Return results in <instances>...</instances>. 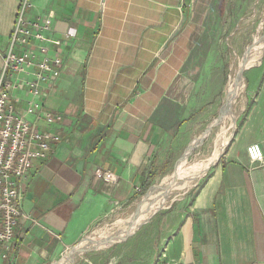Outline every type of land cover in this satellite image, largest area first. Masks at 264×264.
I'll return each instance as SVG.
<instances>
[{
	"label": "crops",
	"instance_id": "obj_1",
	"mask_svg": "<svg viewBox=\"0 0 264 264\" xmlns=\"http://www.w3.org/2000/svg\"><path fill=\"white\" fill-rule=\"evenodd\" d=\"M29 1V19L53 16L47 46L63 66L42 102L60 119L39 124L60 139L32 161L22 201L30 217L0 264H52L72 252L167 170L214 114L203 98L215 94L199 88L188 66L215 0ZM22 2L0 0V74ZM257 49L242 59L245 87L225 150L197 187L151 220L155 233L131 264H264V158L251 162L246 151L258 143L264 155V42ZM11 99L23 113L25 91ZM98 169L116 181L98 178Z\"/></svg>",
	"mask_w": 264,
	"mask_h": 264
},
{
	"label": "rangeland",
	"instance_id": "obj_2",
	"mask_svg": "<svg viewBox=\"0 0 264 264\" xmlns=\"http://www.w3.org/2000/svg\"><path fill=\"white\" fill-rule=\"evenodd\" d=\"M217 41H219L218 48L215 47ZM262 42H264V0H215L211 3L205 33L200 39L201 49L191 59L188 67L190 77L200 82L199 88L207 94H215L203 98L207 108H214V114L207 120L206 127L199 136H196L195 141L178 156L179 158L170 163L167 170L158 174L151 185L140 192L131 204L111 212L79 242L72 252L70 250L63 252L52 264H131L134 262L141 252L140 245L148 244L150 236L155 233L156 224L151 220L160 213L164 215L173 203L200 184L206 175L204 173L210 170L225 150L232 130L237 124L238 102L245 86L243 82L239 92H236L237 96L233 99V115H227L228 105L226 104L231 95L230 87L235 83L237 73L243 78L246 66L242 59L245 52L250 51L255 54L257 51L261 52V49L257 48ZM252 43L255 48L246 50ZM210 160L209 165L198 177L191 176L196 168H200ZM184 175L186 178H183ZM173 176H176L175 182L173 181L172 186L168 187L169 194H165L168 196L164 198L162 196L160 198V200L163 199L162 203L155 209L159 202H154L160 195L158 193L156 196V191L151 192V187H159L165 181L169 184L167 182L171 181ZM150 206L154 210L145 214L141 219L144 220L134 229L127 230L120 236L122 232L118 230H123L137 217L139 208L147 209ZM129 231H131L130 234L124 236ZM104 239L107 240L102 244L94 243Z\"/></svg>",
	"mask_w": 264,
	"mask_h": 264
},
{
	"label": "built area",
	"instance_id": "obj_3",
	"mask_svg": "<svg viewBox=\"0 0 264 264\" xmlns=\"http://www.w3.org/2000/svg\"><path fill=\"white\" fill-rule=\"evenodd\" d=\"M29 0H23L10 36V49L3 58L0 74V252L7 258L17 247V227L21 220L29 218L22 208L24 180L32 161L44 159L52 142L60 136L43 129L39 120L48 125L59 121L60 116L45 108V98L58 80L63 62L49 53L47 33L52 28V13L31 20L27 15ZM68 37L75 36L69 30ZM14 91L29 96L25 111L17 113L12 102ZM33 115L35 120L26 116ZM251 162L262 161L263 150L258 143L246 148ZM97 177L115 182L110 171L98 169ZM158 264V262L156 263ZM165 264H175L166 261Z\"/></svg>",
	"mask_w": 264,
	"mask_h": 264
},
{
	"label": "bare ground",
	"instance_id": "obj_4",
	"mask_svg": "<svg viewBox=\"0 0 264 264\" xmlns=\"http://www.w3.org/2000/svg\"><path fill=\"white\" fill-rule=\"evenodd\" d=\"M251 59V58H250ZM241 65V64H240ZM240 72H241V70H240ZM241 85H242V79H241V76L239 75V73H237V79H236V81H235V83L230 87V93H231V95L229 96V99H228V109H227V115H229V111H230V106L232 105L231 103V101L237 96V93L236 92H239V88H241ZM234 90H236V91H234ZM229 93V94H230ZM232 109V108H231ZM224 114V113H223ZM226 114V113H225ZM222 116V115H221ZM220 118V117H219ZM224 120V119H223ZM220 121V120H219ZM216 156V155H215ZM218 156V155H217ZM214 158H216V157H214ZM213 158V159H214ZM213 159H212V161H213ZM211 162V160L210 161H208L207 163H204L203 164V166H201L200 168L198 167V168H196L195 169V173H193L191 176L192 177H198L199 176V174H201L205 169H206V167L209 165V163ZM182 173H184V172H182ZM186 174H188V173H186ZM176 175V174H175ZM182 175V174H181ZM175 177L176 176H173L172 177V179H171V181H168L167 183H169V184H166V182H164L161 186H159L158 187V189L156 190V192L157 193H155V194H158L159 193V195H160V197H159V199H156V201L154 202V203H156L157 201L159 202L158 204H157V206L155 207V209L156 208H158L159 206H160V204L162 203V200H160V198L163 196V198L164 197H166V196H168V194H169V186H172V184L175 182L174 181V179H175ZM183 178H186L185 177V175H184V177ZM188 179L190 178V177H187ZM182 179V178H181ZM185 180V179H184ZM174 181V182H173ZM178 186V185H177ZM180 186V185H179ZM178 186V187H179ZM169 187V188H168ZM161 191V192H160ZM151 192H154V191H151ZM166 193H168L166 196H165V194ZM163 194V195H162ZM160 200V201H159ZM151 207V206H150ZM147 207V209H146V207L145 208H139V211H138V213L136 214L137 215V217H135V219H133V221L131 222V223H129L128 225H126L125 226V228L123 229V230H118V231H120V232H122L121 234H120V236L121 235H123V232H125V231H127V230H130V229H134L135 228V226H137L140 222H142L143 220H141L144 216H145V214H148V213H150L151 211H153L154 210V208L153 207ZM149 209V210H148ZM140 220V221H139ZM138 221V222H137ZM129 222V221H128ZM136 222H137V224H136ZM127 223V222H126ZM127 233V232H126ZM125 233V234H126ZM118 234V233H117ZM116 237V236H115ZM119 237V236H118ZM107 238H110V237H107ZM105 240H107V239H104V240H97V241H95L94 243H104L105 242ZM111 240L109 239V242H110ZM83 246V245H82ZM94 246V245H93ZM73 254V253H72Z\"/></svg>",
	"mask_w": 264,
	"mask_h": 264
},
{
	"label": "water",
	"instance_id": "obj_5",
	"mask_svg": "<svg viewBox=\"0 0 264 264\" xmlns=\"http://www.w3.org/2000/svg\"><path fill=\"white\" fill-rule=\"evenodd\" d=\"M154 190L158 189L157 187H153ZM131 231L127 232L124 236L129 235ZM119 239V238H118Z\"/></svg>",
	"mask_w": 264,
	"mask_h": 264
}]
</instances>
